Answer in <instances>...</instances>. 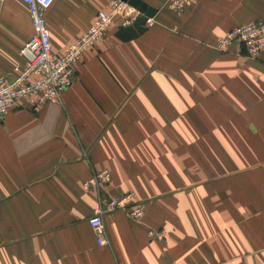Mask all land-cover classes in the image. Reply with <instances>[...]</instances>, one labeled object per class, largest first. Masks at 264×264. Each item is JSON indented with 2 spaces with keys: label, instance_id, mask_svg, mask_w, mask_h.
<instances>
[{
  "label": "crops",
  "instance_id": "0c3cea01",
  "mask_svg": "<svg viewBox=\"0 0 264 264\" xmlns=\"http://www.w3.org/2000/svg\"><path fill=\"white\" fill-rule=\"evenodd\" d=\"M109 1L56 0L54 51ZM143 1L153 23L129 40L112 27L60 102L22 101L0 118V264H264V51L215 47L264 20V0H191L182 12ZM32 34L27 4L5 0L0 75L25 62ZM97 169L110 183L87 188ZM128 192L144 217L105 211L99 245L89 218L101 198Z\"/></svg>",
  "mask_w": 264,
  "mask_h": 264
},
{
  "label": "built area",
  "instance_id": "2783aa9c",
  "mask_svg": "<svg viewBox=\"0 0 264 264\" xmlns=\"http://www.w3.org/2000/svg\"><path fill=\"white\" fill-rule=\"evenodd\" d=\"M4 1L0 0V16ZM21 1L29 8L33 34L20 49L25 62L16 65L11 74L0 75V118L16 109L22 101H28L35 110L47 103L60 102L63 92L74 82V66L83 53L97 45L112 27L131 26L141 13L138 7L131 5L127 0H110L108 7L96 13L89 27L72 40L62 53H57L53 49L48 20V11L56 0ZM189 2L190 0H169L168 6L182 12ZM152 18L147 17L146 25L150 26L153 23ZM236 44L240 47L241 53L249 58L258 59L264 51V20L242 24L229 30L218 37L215 47L226 53ZM110 180V169H97L85 182V186L100 190L109 184ZM100 203L89 218L99 245L108 243L103 219L105 211L123 210L133 219H141L146 213L145 204L137 199L134 192L101 198ZM166 234L164 229L149 231L150 237L153 238H163Z\"/></svg>",
  "mask_w": 264,
  "mask_h": 264
},
{
  "label": "water",
  "instance_id": "95a60500",
  "mask_svg": "<svg viewBox=\"0 0 264 264\" xmlns=\"http://www.w3.org/2000/svg\"><path fill=\"white\" fill-rule=\"evenodd\" d=\"M131 5L138 7L140 10V15L136 17L134 22L132 23L131 26L129 27H120L118 34L123 38V39H131L136 37L138 34L143 33L146 29V20L147 17H153L157 9L149 5L143 0H127Z\"/></svg>",
  "mask_w": 264,
  "mask_h": 264
},
{
  "label": "rangeland",
  "instance_id": "374dc122",
  "mask_svg": "<svg viewBox=\"0 0 264 264\" xmlns=\"http://www.w3.org/2000/svg\"><path fill=\"white\" fill-rule=\"evenodd\" d=\"M191 1V0H190ZM154 17V16H153ZM108 185V184H107ZM104 187H106V186H104ZM128 193H133V192H128ZM125 194H127V193H125ZM124 195V194H123Z\"/></svg>",
  "mask_w": 264,
  "mask_h": 264
}]
</instances>
